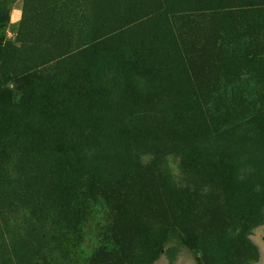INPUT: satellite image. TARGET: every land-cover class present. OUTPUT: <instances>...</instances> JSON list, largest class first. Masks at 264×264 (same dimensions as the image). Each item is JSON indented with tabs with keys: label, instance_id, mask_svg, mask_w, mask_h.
Listing matches in <instances>:
<instances>
[{
	"label": "rangeland",
	"instance_id": "rangeland-1",
	"mask_svg": "<svg viewBox=\"0 0 264 264\" xmlns=\"http://www.w3.org/2000/svg\"><path fill=\"white\" fill-rule=\"evenodd\" d=\"M0 47L23 61L0 76V264L121 259L102 187L137 170L232 198L224 239L255 220L253 254L224 264H264V209L250 216L237 183L252 171L233 183L215 148L228 126L264 137V0H0ZM48 150L71 162L52 179L39 162ZM214 169L218 180L199 177ZM150 264L205 262L171 239Z\"/></svg>",
	"mask_w": 264,
	"mask_h": 264
},
{
	"label": "trees",
	"instance_id": "trees-1",
	"mask_svg": "<svg viewBox=\"0 0 264 264\" xmlns=\"http://www.w3.org/2000/svg\"><path fill=\"white\" fill-rule=\"evenodd\" d=\"M246 46L248 49L249 46ZM3 51L0 47V76L5 70L16 71L23 63L15 56L6 61ZM243 54L242 61L246 62L249 54L246 55L245 52ZM241 106L240 111H235V115L244 110L246 112V108ZM44 107L46 106H41ZM27 112L29 113V110ZM29 120H25L22 125H27ZM35 126L37 125L30 124L32 132H38ZM228 127L221 131L220 139L215 141V148L218 150L216 161L229 166L231 173H226V176L231 178L233 183L236 180L234 174H237L241 166L246 165L251 169L248 177L237 183L241 184L239 187L248 188V191L244 192L243 203L246 204L245 208L249 215L255 213L259 216L258 212L261 213L264 209V137L248 142L246 138H240L234 128ZM13 140L17 142L18 137L14 136ZM42 143L44 141L37 138L34 144L42 146ZM48 151L50 153L46 156L42 152L39 153V162L45 178L52 179L57 172L65 173L67 170L65 167L71 162L64 161L63 156ZM57 151L63 152L60 149ZM221 174V171L214 169L213 174L201 171L199 177L210 182L212 177L218 180ZM166 184L165 176H156L145 170L134 171L132 175L121 177L109 185L103 184L102 194L109 202L116 219L114 225L118 245L121 247V259L113 260L103 255L100 264H150L156 259L159 247L171 239L179 240L186 247L196 248L202 253L205 264H224L228 257L247 259L253 254V248L247 239L246 226L255 224V220L242 217L239 222H233L236 230L234 240L226 242L224 239L223 211L234 210L230 205L232 198L225 196L226 199L224 194L221 198L217 196L203 198L196 188L173 189ZM252 189L253 193L250 192ZM235 211L238 212V209L235 208ZM152 225L155 231L153 235L150 234ZM223 249L227 257H224ZM175 252L171 251V254Z\"/></svg>",
	"mask_w": 264,
	"mask_h": 264
}]
</instances>
